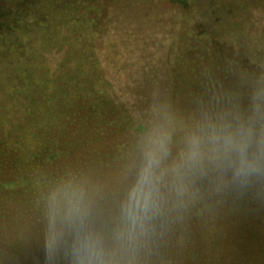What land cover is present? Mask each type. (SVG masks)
<instances>
[{
    "label": "trees",
    "instance_id": "1",
    "mask_svg": "<svg viewBox=\"0 0 264 264\" xmlns=\"http://www.w3.org/2000/svg\"><path fill=\"white\" fill-rule=\"evenodd\" d=\"M7 14L12 13L1 12L0 18ZM29 18L0 22V245L4 238L19 246L38 238L56 250L65 249L71 235L114 240L125 234L127 248L161 255L162 262L168 254H180L191 264L204 263L212 250L228 264H264L262 180L251 173L240 186L209 190L201 176L193 178L189 153L210 147L202 133L194 134L203 114V102H196L200 85L189 81L181 89L186 91L172 93L170 117L178 125L135 169L139 146L128 117L126 123L124 113L104 114L107 95L100 81L81 92L93 96L89 108L77 111L76 100L67 105L65 77L51 73ZM72 112L81 113L80 129L73 126L76 118L70 121ZM222 127L228 130L230 123ZM239 147L247 146L243 141ZM250 157L239 153L231 162L254 165ZM176 168L188 172L189 186L166 191L158 175ZM142 177L139 201L130 202L129 193Z\"/></svg>",
    "mask_w": 264,
    "mask_h": 264
},
{
    "label": "rangeland",
    "instance_id": "2",
    "mask_svg": "<svg viewBox=\"0 0 264 264\" xmlns=\"http://www.w3.org/2000/svg\"><path fill=\"white\" fill-rule=\"evenodd\" d=\"M1 12L12 13L0 18L4 24L32 15L28 23L42 42L48 68L53 76L65 77L67 105L77 101V111L89 108L93 96L81 92L101 82L107 95L104 114L124 113L121 121L127 123L128 117L137 136L135 169L152 157L154 143L177 127L170 117L172 93L186 91L181 89L190 81L200 85L196 102H203L201 126L196 124L194 134L202 133L210 145L189 153L193 178L201 176L209 190L240 186L251 173L264 184V0H0ZM216 97L220 99L213 103ZM80 114L70 119L76 118L77 129L82 127ZM226 122L228 130L222 127ZM208 125L214 127L203 132ZM243 141L245 151L239 147ZM239 153L250 154L255 164L231 162ZM188 176L176 168L158 179L165 190H180L189 186ZM124 235L114 240L71 235L69 245L56 250L43 239L19 246L4 238L0 264L192 263L180 254H168L162 262L161 255L127 248ZM62 241L67 244V238ZM203 258L204 263L200 259L194 264H228L212 250Z\"/></svg>",
    "mask_w": 264,
    "mask_h": 264
},
{
    "label": "clouds",
    "instance_id": "3",
    "mask_svg": "<svg viewBox=\"0 0 264 264\" xmlns=\"http://www.w3.org/2000/svg\"><path fill=\"white\" fill-rule=\"evenodd\" d=\"M146 177H142L140 183L132 189V191L129 193V199L130 202H137L139 201V197L142 193V185L145 182Z\"/></svg>",
    "mask_w": 264,
    "mask_h": 264
}]
</instances>
